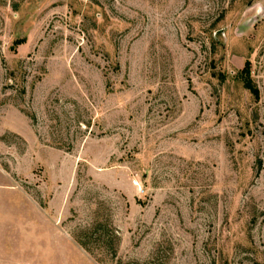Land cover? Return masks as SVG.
<instances>
[{"label": "rangeland", "instance_id": "rangeland-1", "mask_svg": "<svg viewBox=\"0 0 264 264\" xmlns=\"http://www.w3.org/2000/svg\"><path fill=\"white\" fill-rule=\"evenodd\" d=\"M0 264H264V0H0Z\"/></svg>", "mask_w": 264, "mask_h": 264}, {"label": "trees", "instance_id": "trees-1", "mask_svg": "<svg viewBox=\"0 0 264 264\" xmlns=\"http://www.w3.org/2000/svg\"><path fill=\"white\" fill-rule=\"evenodd\" d=\"M23 41H17V42H15L16 43V45L17 44H20V43H22ZM244 71L246 72H248V62L244 65ZM245 84H246V86L248 87V89L250 90V92L255 96V97H257L258 96V92H257V90H256V88L254 87V86H252V84H251V82L248 80V79H246L245 80ZM259 165H260V162H259ZM96 225V226H95ZM99 225V224H98ZM98 225H97V222L94 224V228H92V230H91V228H89L87 231H97L96 229H97V227H98ZM115 232V231H114ZM114 232H111V236L110 237H106V239H104V242H103V244H102V246L101 247H103L104 249H105V251H108L110 254H111V256H115V254H116V241H117V235L114 233ZM79 243L82 245V246H84V247H86V249H88V250H91L88 246H87V244L86 243H84V242H82L81 240L79 241Z\"/></svg>", "mask_w": 264, "mask_h": 264}]
</instances>
